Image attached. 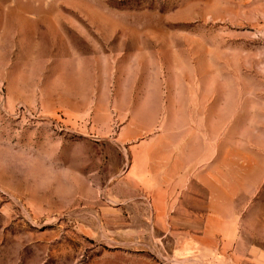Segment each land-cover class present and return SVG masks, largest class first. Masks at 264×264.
Segmentation results:
<instances>
[{"label": "rangeland", "instance_id": "obj_1", "mask_svg": "<svg viewBox=\"0 0 264 264\" xmlns=\"http://www.w3.org/2000/svg\"><path fill=\"white\" fill-rule=\"evenodd\" d=\"M163 145L213 241L135 188ZM0 264H264V0H0Z\"/></svg>", "mask_w": 264, "mask_h": 264}, {"label": "crops", "instance_id": "obj_2", "mask_svg": "<svg viewBox=\"0 0 264 264\" xmlns=\"http://www.w3.org/2000/svg\"><path fill=\"white\" fill-rule=\"evenodd\" d=\"M60 38L65 39L64 35H59ZM67 45V48L63 49L64 52L71 56V50ZM102 56H94L90 57L88 60L89 62V70H93V72L98 71L100 72L102 68L103 61L108 64V59H102ZM87 57H85L86 59ZM111 61V59H110ZM96 76L94 75V78ZM101 77V75H100ZM99 77V78H100ZM93 78V79H94ZM91 76V81H93ZM92 83L87 84V88L89 89V94H92ZM178 98L175 95L169 96H161L159 99V103H174ZM88 103V101H87ZM178 149H170L167 145H163L159 151L158 161L157 163L154 161H146V165L143 166L142 174L144 177L141 179L138 177L139 173H136L134 169L131 170V174L134 178L135 188H138L140 191L144 193H148L153 203L155 211L159 215H166L169 209L174 208L176 214L175 216H184V217H193L196 218L198 216L204 217V225L201 229L204 233H212L208 235L207 239L204 237H198L197 240H201L202 242H210L214 239L213 233L215 228H212L211 225H228L232 224L230 218L232 214L230 213V202H231V187H230V180L225 177L219 178L217 181L211 177L203 176L201 177L198 175V171H196L195 166L192 165H183L179 160ZM135 168V167H134ZM137 169V167H136ZM225 172V169L222 170V173ZM200 177V178H199ZM136 179V181H135ZM244 184L247 183L245 180ZM200 184L203 188L206 189L204 192L206 195L207 201H211L210 204L215 205V201L213 197L216 196L218 200L222 202V206L224 207L225 204L227 206V213L224 212H216L214 207H210L209 210L208 203L204 205V212H198L199 205V196L200 193L193 188V185ZM238 192V191H237ZM241 193L246 196L252 194L251 190L248 191L244 189ZM187 200L194 201V204L186 203ZM217 200V201H218ZM173 224V223H172ZM211 224V225H210ZM175 224L171 225L172 228H175ZM165 226V224H163Z\"/></svg>", "mask_w": 264, "mask_h": 264}]
</instances>
